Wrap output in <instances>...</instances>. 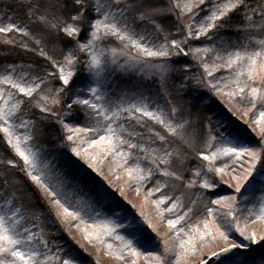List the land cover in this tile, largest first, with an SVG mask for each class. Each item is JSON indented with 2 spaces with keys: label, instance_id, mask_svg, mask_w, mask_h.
<instances>
[{
  "label": "snow or ice",
  "instance_id": "obj_1",
  "mask_svg": "<svg viewBox=\"0 0 264 264\" xmlns=\"http://www.w3.org/2000/svg\"><path fill=\"white\" fill-rule=\"evenodd\" d=\"M209 3L211 0H188L183 4L179 2L175 4V8L180 9L176 19L187 20V23L183 24L182 39L169 38L167 26L162 18L163 13L158 10H152L148 14L151 16L149 22L152 32L138 34L129 27L126 18L122 22L110 12H105L100 0H95L94 6L90 4V0H74L75 14L70 15L68 19L49 18L45 13L36 16L35 11L32 8L29 9V14L35 16L37 22L47 31L63 33L67 38L78 36L82 31L81 25H89L90 36L87 42L77 44L79 52L88 53L89 76L86 78L83 89L73 90L75 81L74 72L71 69L79 63L78 56L75 54L76 50L64 56L61 63L40 49L39 55L58 70V78L56 73L49 72L46 73L48 78L24 74L18 77V81L8 76L0 80V83L7 84L22 94L11 107H0V133L4 134V137L0 139L6 140V144L15 156L23 162L20 171L31 182L26 185V188L25 181H19L13 185L14 193H17L21 200H27L26 206L18 204L15 198L7 200L3 206H0V264H45L48 261L47 253L39 251L31 244L35 235L32 229L37 227L34 221L45 215L51 219V213L44 207V202L56 209L58 216L61 215L60 210H62L65 217L83 219L81 212L84 209L70 211L67 196L61 190L64 181L54 175L53 167L49 163L41 161L39 149L34 151L29 143L34 139L35 125L30 126L27 121H21L19 125L15 123V120L19 118L17 113L25 103L24 97L32 98L37 90H40L37 93L40 100L34 107L39 109L44 118L55 119V123L64 133L63 140L68 142V147L75 156L80 157L88 152V148L82 147L81 136L92 134L88 138V146L92 148L99 146L106 156L115 157L118 165L126 169L129 178L144 187L155 181V187L151 188L147 195L153 197L161 193L155 201L158 209L162 205H170L162 208L161 214L174 215V218H169L167 223L169 228L173 229V235L179 238L176 247L180 249V252L177 255L176 264H180V257H183L186 252L197 253L200 247L210 240H227L228 233L233 227L241 235L244 234L239 219L233 215L232 203L235 197L231 196L210 201L213 205L226 207L228 209L226 213L216 209L215 218L209 219L213 216L214 210L205 206L207 216L186 231L180 225L198 215L195 208L197 200L189 198L188 203L185 204L182 199L184 193H181L180 197L174 194L169 195L165 191L170 187L169 183L156 181L155 178L168 177L181 182L186 190L195 188L197 180H188L183 183V176L172 170L174 160L183 161L190 151L196 153L202 161L195 171L200 188H214L213 177L231 169L238 181L236 192H239L241 179L244 181H249V178L255 179L254 170L257 162L261 164L258 171L261 179L264 180V154L240 143L243 132L227 126L222 130H214L211 127L205 129L202 119L195 136L188 135V129L193 125L191 119L193 114L183 105H176L168 100L164 106H161L150 95H146L140 85L135 88H123L116 92L111 80L117 73L123 77L138 75L141 82L152 81L158 90L165 89V92L160 93L161 95L171 96V93L166 92L169 77H172L180 88L188 87L192 82L205 85L206 78L213 77L214 81H208L206 84L211 89L223 91L234 85V89L228 92L229 96L244 97L246 89H250L252 96L256 97L260 89L251 86L249 81L253 83L256 81L257 63L264 61V40L258 42L261 50L257 51L254 50L250 41L247 44L233 45L230 38L222 35L229 30L232 14L245 11L246 0H229L226 4L217 2L204 11L202 6L206 7ZM133 4L134 0L130 7ZM89 7H94L96 13L92 20H89L86 15ZM107 7L111 8L113 5L109 3ZM251 11L255 13L256 10L251 9ZM260 15L264 18V7ZM141 16L147 19L144 13H141ZM244 20L251 28L252 16L245 12ZM176 30L181 32L179 26ZM13 31L25 36L29 34L15 23L0 27V34ZM202 37L212 42V46L188 47L190 42L200 41ZM109 38H116L120 41V45L107 46L105 41ZM5 43L15 44L17 41L10 40ZM20 46L27 48V45L23 43ZM201 53L203 55H200ZM209 53H212L214 57L212 63L208 62ZM179 54L185 56L191 54L193 59L200 62L203 74L200 77H188L185 74L186 69L174 67L175 62L170 58ZM222 69L227 71V76L216 75ZM244 77L247 79L242 80ZM49 78H57L59 86H50ZM259 80L264 85V74L259 76ZM42 85L43 88H41ZM3 95V91H0V99ZM11 95L9 93L10 97ZM261 99V107H264V97ZM252 106L256 105L253 103ZM78 117L83 120V126L73 125V120ZM148 121L152 122L151 125ZM256 122L262 124L261 131L264 133V111L260 112L259 120ZM209 124H211L210 121ZM17 127L24 128L26 131L19 135L16 131ZM169 136L178 137L186 148L184 150L173 148L169 142ZM245 157L250 158V163H245ZM88 159L92 160L95 157L90 156ZM6 164L12 168L17 167L14 158L8 159ZM237 167L243 172L242 177L236 174ZM98 195L108 194L98 192ZM33 200L41 203H33ZM222 202L226 203L222 204ZM177 208H180L181 212H176ZM36 213H39V216ZM250 218L254 220L255 213ZM260 219L264 220V205L260 207ZM234 220L235 224H233ZM29 224L31 227L28 226ZM119 227L118 223L109 220L104 225L103 231L94 234V237L101 243L105 242V238L114 237L119 240L123 245V249H118L119 259L127 260V256L138 257L140 252L135 246L138 243L135 234L141 229V224L134 216L129 221L128 237L132 238L120 235L117 232ZM148 227L151 228L152 225L149 224ZM84 231L87 233V228ZM88 238L93 239V234H88ZM257 238L264 242V237H258L256 232H253L251 237H244L245 240L252 241ZM43 247L47 249L46 242L43 243ZM107 247L111 254L113 245L109 243ZM233 247L235 245L230 244L221 248L220 252L228 253ZM164 251H174V249L166 247ZM216 254L213 252V255ZM54 259L57 264H80L78 256L71 252H65L63 256H56ZM156 260L157 264H163L159 256ZM129 264H136V260L132 259ZM198 264H204V261L201 260Z\"/></svg>",
  "mask_w": 264,
  "mask_h": 264
},
{
  "label": "rangeland",
  "instance_id": "obj_2",
  "mask_svg": "<svg viewBox=\"0 0 264 264\" xmlns=\"http://www.w3.org/2000/svg\"><path fill=\"white\" fill-rule=\"evenodd\" d=\"M186 3L188 0H134L133 6L130 7L132 0H100V3L104 5L103 10L110 12L112 16H115L122 22L126 18L131 29H134L138 34H144L146 32H152L150 24L151 16L148 15L152 10H158L163 13V22L167 26V34L169 38L182 39L183 24L187 23V20L178 21L176 19L180 12V9L175 8L176 3ZM217 2L226 4L229 0H211L204 11L211 8ZM111 3L113 7L109 8L107 5ZM90 4L95 5V0H90ZM264 3H261L259 10L256 9L255 14H249V10L242 11V21L237 29H240L237 34V38L230 39L233 45L247 44L249 41L252 43L254 50L260 51L261 48L258 44L260 40H264V18L261 17L260 12ZM245 12L247 15L252 16V27L249 28L248 22L244 20ZM15 13V12H14ZM11 13L8 8L0 6V27H4L9 23H15L16 25L24 28L29 34L27 36L11 32L12 40L22 41L27 46H36L39 50L43 49L48 55L52 56L58 62H63L64 56L69 52L68 50H76L79 62L83 66L81 73L83 72V79L80 83H75L74 90H81L85 87L86 78L89 76L87 61L89 59L88 53L79 52L77 49L78 43H86L90 36L89 25L84 24L81 33L73 37L75 42L72 46H68V40L61 35L63 33L57 31L42 32L30 27L21 26V22L18 20V15ZM144 13L147 19L141 16ZM89 20L96 15L94 7H89L87 13ZM177 26L181 28V32H177ZM45 34V35H44ZM76 38V39H75ZM1 39V38H0ZM39 41V43H37ZM105 44L109 47H117L120 45V41L116 38H109L105 41ZM69 48H67V47ZM212 42L207 41L205 38H201L200 41H192L188 47H211ZM200 55H203L201 53ZM174 61V67L181 70H185V74L188 77H200L203 74V69L200 67V62L193 59L192 55L187 56L183 54L175 55L170 58ZM214 60L213 54H208V62L212 63ZM219 63V62H218ZM77 64V63H76ZM75 64V65H76ZM264 61H258L257 63V79L253 83L249 81V84L253 87L260 89L256 97L252 96L250 89H246V95L229 96L228 92L234 89H225L223 91H217L206 86L208 81H214L213 77H207L205 85H197L192 82L188 87L180 88L177 82L169 77L166 85V92L171 93V96L161 95V92H165V89H157L152 81L141 82L138 75L123 77L119 73L111 78L114 91L119 92L123 88H135L140 85L145 91L146 95H150L153 100L157 101L161 106H164L166 101L171 100L173 104L183 105L188 112L193 115L191 117L193 121L192 128L188 129L187 134L195 136V132L199 131V124L201 119L205 129L211 127L214 130H222L225 126L232 128L230 122L232 119L236 120L239 124L245 125L250 132L251 144L247 141V138L242 137L240 143L245 147H249L261 154H264V133H262V124L257 123L259 120V114L264 111V107H261L262 99L264 97V85L260 83L259 76L264 74ZM75 68V66H74ZM74 68L71 70L74 72ZM56 73L58 78V70L49 64V68L43 71L34 70L32 72H24V70H11L0 71V80L3 77L8 76L12 80H17L20 75L29 74L31 76H39L48 78L46 73ZM77 78L78 73L74 74ZM217 76L225 75L228 73L225 70L216 73ZM57 78H49L50 86L55 87V81ZM247 79L246 77L242 80ZM38 82V81H37ZM59 84L57 85V87ZM44 86L42 85L41 88ZM193 87V88H192ZM193 89V90H190ZM186 89L190 90L187 92ZM0 91H3V98L0 99V107H11L13 103L19 99L22 94H19L17 90L12 89L9 85L0 83ZM40 90H37L39 93ZM199 92V93H198ZM11 93V97L9 96ZM34 93L32 98L24 97L25 103L18 111V119L15 120L17 125L21 121L29 122V125H35L33 130L34 139L29 143L33 146V150L39 149L41 161L49 163L53 167L54 175L64 181L61 186V190L66 194L68 200V206L70 211H77L81 208L84 210L81 212L83 219H76L75 217H65L60 210L61 215H57L56 209H53L50 205L44 202L51 213V219L47 215L40 216L35 220L37 227L32 229L35 233L31 244L41 252H46L49 259L45 264H57L54 259L56 256H63L65 252H71L76 254V250L82 252V256L78 257L80 264H129L132 259L136 260V264H157L156 257L159 256L163 261V264H176L177 255L180 249L176 247L178 237L173 235V229L168 226V219L174 218L172 213L161 214V209L170 205H162L160 209L157 208L155 203L156 199L161 196V193H157L156 196L148 197V191L155 187V181L148 184L147 187L141 186L135 180L131 179L127 175L125 168H121L115 157L106 156L104 150L101 147H89L88 138L92 134H83L81 136L82 147L88 148V152L80 157L75 156L68 147V142L63 140L64 133L61 130L62 138L60 139V152L65 155H69L71 160L74 161L73 165L70 161L65 159V156L58 151L49 149L44 138L42 137V127L36 122L35 118L42 117V114L32 111L35 103L40 100V96ZM208 100H211V104ZM42 102V101H41ZM195 102V103H193ZM215 102V103H213ZM253 103L256 105L253 107ZM210 106V107H209ZM35 108V107H34ZM224 110V111H223ZM186 114V113H185ZM229 115L230 118L227 116ZM44 118V116H43ZM47 120L46 118H44ZM209 121L211 124H209ZM151 125V121H148ZM74 126H83V120L81 123L73 121ZM40 126V127H39ZM158 127V126H157ZM195 130V131H194ZM17 134L22 135L26 130L24 128L17 127ZM1 137H4L3 133H0ZM4 140V139H3ZM6 144V140H4ZM169 142L173 148H180L184 150L185 145L181 143L178 137L169 136ZM58 143V144H59ZM7 149L14 153L11 148L6 144ZM15 155V153H14ZM94 156L95 159L89 160L88 157ZM18 159L20 168L23 166V162ZM4 152L0 150V167H8ZM245 163H250V158H244ZM201 159L194 152H188L186 158L181 161L179 159L174 160L172 170L180 173L186 183L188 180H197L195 188L186 190L182 187V183L174 181L168 177L155 178L156 181H167L170 185L168 189H165L169 195H175L177 197L184 193L182 199L185 204L188 203V199L197 200L195 208L198 211V215L193 216L191 220L186 223H182L180 226L188 229L196 226L197 222L203 217L207 216V207H211L214 210V214L209 219H214L216 209H219L221 213H226L228 209L222 205H213L210 203L212 200L220 199L221 197L231 196L235 197V201L232 203L233 215L239 219L240 227L243 230V235L235 228L228 233L227 240L217 239L210 240L200 247L197 253L186 252L183 257H180V264H198L199 261L213 255V252H219L221 248L228 245L241 246L246 244L247 247H261L264 246V242L258 238L255 241L245 240L244 237H251L253 232L258 233V237H264V220L260 219V207L264 205V180L259 175V169L261 164L257 162L256 169L254 170L255 179L249 178V181L241 179L239 181L241 190L236 192L238 181L235 179V175L231 169H227L224 173L215 175V187L212 189H203L199 187V178L195 176V171L201 164ZM230 163V162H229ZM236 174L243 176V172L237 167ZM25 177V176H24ZM20 180L15 175L14 171L6 170L0 171V206H3L5 202L11 198H15L18 204L27 205V200H21L17 193L13 191V185ZM108 191V195H98V192H104V187ZM139 189V190H137ZM215 189H222L225 191L222 195L213 194ZM31 198V196H30ZM226 202H222L224 204ZM28 209L26 208V213ZM176 212H181L180 208L176 209ZM255 213V219H251L252 214ZM39 216V213H36ZM136 217V220L141 224V229L136 232L135 239L138 243L135 245L140 252L138 257L127 256V260L118 258V249H123V245L119 240L113 238H105V242L101 243L96 240L94 234L100 233L104 229V225L107 221L111 220L118 223L120 227L117 229L120 235L128 237V225L132 217ZM246 217H249L246 219ZM236 221H233L235 224ZM152 227L149 228L148 225ZM31 227V224L28 225ZM87 228V233L84 229ZM88 234H93V239L89 240ZM142 237H149L152 240L151 243H146ZM47 243V249L43 247V243ZM111 243L113 245L111 254L107 245ZM154 243V246L150 245ZM199 243V241L197 242ZM174 249V251L165 252V248ZM88 256L90 259L84 258ZM218 264H264L263 258H246L244 257H229Z\"/></svg>",
  "mask_w": 264,
  "mask_h": 264
},
{
  "label": "trees",
  "instance_id": "obj_3",
  "mask_svg": "<svg viewBox=\"0 0 264 264\" xmlns=\"http://www.w3.org/2000/svg\"><path fill=\"white\" fill-rule=\"evenodd\" d=\"M261 3H264V0H246L247 9L249 10V14L253 13L251 9H257ZM0 6H3L5 8H8L11 13H14V15H18V20H16L17 23L19 21L21 22V26L30 27L34 30L36 29L39 34L42 32H48L37 20L35 19V16H32L29 14V9L32 8L35 11V15L39 16L42 13H45L49 16V18L56 17L58 19H68L70 15L75 14V6H74V0H0ZM242 11L235 12L232 14L231 18V24L229 26V30L227 32H223L222 35H224L227 38L235 39L237 38V34L239 33L237 31V28L242 22ZM255 14V13H254ZM253 16V15H252ZM11 35L13 33L8 34H0V71H11V70H24V72H32V71H43L49 68V61H46L45 58L41 55H39L40 50L36 46H27V48L21 47L20 44L23 43L22 41H17V43H5V41L12 40ZM45 35V34H44ZM61 37H64L66 40H68V46H72L73 42L75 40L73 38H67L64 35H61ZM76 39V38H75ZM67 47V46H66ZM69 48V47H67ZM70 49V48H69ZM70 52V50H68ZM77 55V54H76ZM83 66L81 65V62L77 63L75 65L74 74L78 73V76L74 75L73 79L75 83H80L83 79L84 75L83 72L81 73ZM84 70V68H83ZM54 79V78H52ZM57 87V79L54 82ZM75 83L73 84V90L75 88ZM193 88V87H192ZM190 90H193L190 88ZM190 90L186 89L187 92H190ZM199 93V92H198ZM211 104V100H208ZM195 103V102H193ZM215 103V102H213ZM210 107V106H209ZM33 112L39 113V109L32 108ZM224 111V110H223ZM229 118L230 116L227 115ZM36 122L39 123V125L42 127V137L44 138V141L46 142L49 149L53 151L60 152V139L62 138L61 129L58 124L55 123V119H47L45 120L42 117L35 118ZM76 123H81L82 119L79 117L77 119H74ZM232 123L230 122V125L232 126V129L239 130L243 132L242 137H246L247 141L251 144V139L249 130L245 125L239 124L236 120L232 119ZM39 126V127H40ZM1 137V136H0ZM252 138V137H251ZM59 143V144H58ZM0 150L4 152V155L8 159L14 158L17 164L16 168H12L8 166L9 168L0 167V171H6L11 170L14 171L15 175L18 177L20 181H25L26 184L24 185L26 188L27 184H30L31 182L27 180L26 177H24L23 172L20 171V166L18 163V159L15 158L14 153L10 152V150L7 149V146L3 139H0ZM62 155L65 156V159L67 161H70L73 165L74 161L71 160L69 155H65L64 153L60 152ZM101 186L104 187L102 183L99 182ZM27 190V189H26ZM108 194L107 189L104 187V192ZM225 191L222 189H215L213 194L222 195ZM31 196V193H30ZM33 203H41L40 201L33 200ZM44 207L47 208L46 204L44 203ZM50 212V211H49ZM143 240H145L146 243H151L152 240H150L149 237H142ZM154 246V243L150 244ZM76 254L78 257L83 258L82 252L76 250ZM86 259H90L88 256H84ZM246 259V258H244Z\"/></svg>",
  "mask_w": 264,
  "mask_h": 264
},
{
  "label": "water",
  "instance_id": "obj_4",
  "mask_svg": "<svg viewBox=\"0 0 264 264\" xmlns=\"http://www.w3.org/2000/svg\"><path fill=\"white\" fill-rule=\"evenodd\" d=\"M244 257V258H263L264 246L261 247H241L235 245L228 253L217 252L204 260V264H218L229 257Z\"/></svg>",
  "mask_w": 264,
  "mask_h": 264
}]
</instances>
